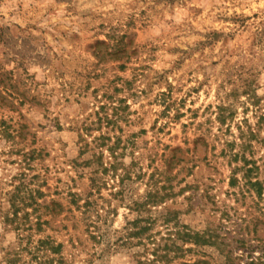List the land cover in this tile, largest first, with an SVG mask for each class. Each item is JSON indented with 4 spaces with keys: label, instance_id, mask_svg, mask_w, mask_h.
<instances>
[{
    "label": "rangeland",
    "instance_id": "obj_1",
    "mask_svg": "<svg viewBox=\"0 0 264 264\" xmlns=\"http://www.w3.org/2000/svg\"><path fill=\"white\" fill-rule=\"evenodd\" d=\"M172 238L168 264H264V0H0V264Z\"/></svg>",
    "mask_w": 264,
    "mask_h": 264
},
{
    "label": "trees",
    "instance_id": "obj_2",
    "mask_svg": "<svg viewBox=\"0 0 264 264\" xmlns=\"http://www.w3.org/2000/svg\"><path fill=\"white\" fill-rule=\"evenodd\" d=\"M222 122H223V120H222ZM251 171H252V168H247L246 169L247 173L251 172ZM247 176H249V175L247 174ZM248 181L252 185L259 184L258 180H256L255 182H252L251 180H248ZM259 193H261V191ZM147 197H149V198L147 199V201H145L146 203L145 202H140V203H138V202L135 203L134 202V205L137 206V209L144 208L145 205L147 204V202L154 203L153 205H157V203L161 202V198L159 199L157 195L148 194ZM75 201H77V200H75ZM89 204H90V201L88 200L83 205L86 206V205H89ZM170 214H172V216H169V218L167 219L168 221H171L172 219H174L175 218L174 215H176L175 212H169V215ZM172 217H174V218H172ZM145 220L148 222V224H142V222H144ZM132 224L135 227V232H134L135 238H138L139 241H142V239H144V238H150L149 236L144 237L143 235L146 234L147 231L150 229V226L152 224V220L149 221L147 219H144L140 215L138 218H136L132 222ZM177 233L180 234L177 238L178 239L181 238V239H183L185 241H188V240L193 239V238L195 239V242H200L201 240H205V237H203V235H200L199 233L191 234L190 232H184V234L182 235V232L179 231V230H177ZM169 239H171V236H169ZM166 247H167L168 250L166 252H164L163 254H158L157 251H154V253H153L155 255V257L153 259L154 264H160V263H162L163 260H165L164 261L165 264H168L173 258H176V257H179V256L182 255L180 253L182 252L183 247L176 242V239L172 238L171 243H168L166 245ZM171 253H175V254L172 256ZM251 264H257V263L252 261Z\"/></svg>",
    "mask_w": 264,
    "mask_h": 264
}]
</instances>
